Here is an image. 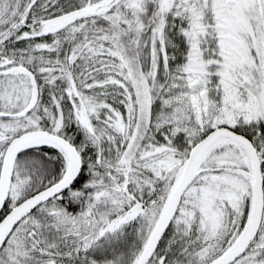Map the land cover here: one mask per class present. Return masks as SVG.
Masks as SVG:
<instances>
[{"label": "snow or ice", "instance_id": "1", "mask_svg": "<svg viewBox=\"0 0 264 264\" xmlns=\"http://www.w3.org/2000/svg\"><path fill=\"white\" fill-rule=\"evenodd\" d=\"M0 264H264V0H0Z\"/></svg>", "mask_w": 264, "mask_h": 264}]
</instances>
